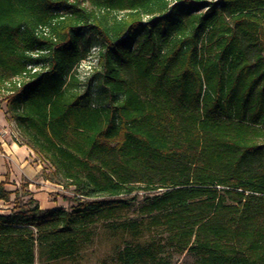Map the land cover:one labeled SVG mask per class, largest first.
<instances>
[{
    "label": "trees",
    "instance_id": "16d2710c",
    "mask_svg": "<svg viewBox=\"0 0 264 264\" xmlns=\"http://www.w3.org/2000/svg\"><path fill=\"white\" fill-rule=\"evenodd\" d=\"M86 33L97 100L72 74ZM2 104L79 197L0 214V264H76L108 222L129 236L110 264H264V0H0ZM157 189L147 219H119Z\"/></svg>",
    "mask_w": 264,
    "mask_h": 264
},
{
    "label": "rangeland",
    "instance_id": "374dc122",
    "mask_svg": "<svg viewBox=\"0 0 264 264\" xmlns=\"http://www.w3.org/2000/svg\"><path fill=\"white\" fill-rule=\"evenodd\" d=\"M91 40V48L86 57L82 59L79 65L72 70V74L77 77L76 90L79 94H89L91 99L94 100L100 97V84L97 77L99 67L97 65V52H98V40L86 33ZM20 140V139H19ZM33 152V151H32ZM34 161L38 160V156L33 152ZM41 165L44 170L43 162ZM49 167L46 169L49 174ZM44 172V171H43ZM45 177V176H44ZM54 183V179L49 181ZM24 187H23V186ZM61 188H57L56 191L45 193L41 207L36 201L39 208L47 210V203H50L55 208H62L64 210H70L75 206L73 198H78L74 192L72 186L67 185L63 182ZM27 185L20 184V186L14 191L11 202L12 206L10 211L18 210L26 207H32L34 204L29 202L30 195L25 194ZM162 192L161 189L153 191H135L128 196H124L128 203V208L120 216V220H144L148 216L142 214L140 207L145 204L155 194ZM54 203V204H53ZM118 220V219H117ZM116 221V219L114 220ZM109 223V222H108ZM108 223H97L93 226V237L90 243H88L82 250L81 257L77 260L76 264H110L115 253L123 246L124 241L128 240L129 236H123L120 233L113 232ZM148 240V235L145 234L141 238L140 242ZM171 264H198L197 257L190 253L177 254L175 252H168Z\"/></svg>",
    "mask_w": 264,
    "mask_h": 264
},
{
    "label": "crops",
    "instance_id": "0c3cea01",
    "mask_svg": "<svg viewBox=\"0 0 264 264\" xmlns=\"http://www.w3.org/2000/svg\"><path fill=\"white\" fill-rule=\"evenodd\" d=\"M12 122L7 119L4 104L0 107V129L7 128ZM34 155L27 146L14 142L9 137L0 138V184H4V189L12 192L9 201H0V214H9L14 191L20 184H26V189L31 193V197L41 204L45 193L56 191L61 188L58 184L50 183L43 175V167L40 160L34 161ZM46 209H53L47 203ZM54 204V203H53ZM41 209V208H40Z\"/></svg>",
    "mask_w": 264,
    "mask_h": 264
},
{
    "label": "built area",
    "instance_id": "2783aa9c",
    "mask_svg": "<svg viewBox=\"0 0 264 264\" xmlns=\"http://www.w3.org/2000/svg\"><path fill=\"white\" fill-rule=\"evenodd\" d=\"M5 137H9L14 142H18V132L13 122L7 128L0 129V138L3 139Z\"/></svg>",
    "mask_w": 264,
    "mask_h": 264
}]
</instances>
